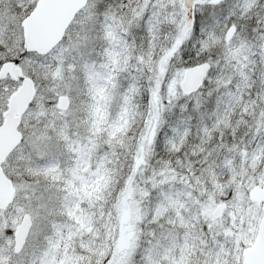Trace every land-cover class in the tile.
Masks as SVG:
<instances>
[{
    "label": "snow or ice",
    "instance_id": "obj_1",
    "mask_svg": "<svg viewBox=\"0 0 264 264\" xmlns=\"http://www.w3.org/2000/svg\"><path fill=\"white\" fill-rule=\"evenodd\" d=\"M0 264H264V0H0Z\"/></svg>",
    "mask_w": 264,
    "mask_h": 264
}]
</instances>
